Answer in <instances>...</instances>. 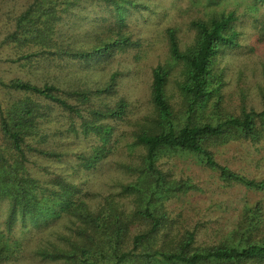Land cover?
Wrapping results in <instances>:
<instances>
[{"label":"trees","instance_id":"obj_1","mask_svg":"<svg viewBox=\"0 0 264 264\" xmlns=\"http://www.w3.org/2000/svg\"><path fill=\"white\" fill-rule=\"evenodd\" d=\"M94 5L108 16L90 19L88 9ZM131 6L137 1L31 0L13 18L0 48H9L13 56L6 61L31 71L33 78L39 70L50 74L71 63L101 64L96 68L105 70L115 56L145 45L146 39L127 27ZM262 7L264 0H252L243 16L231 10L194 18L189 22L192 40L184 45L177 27L164 30L170 61L153 68L150 107L127 145L139 160L122 165L130 180L96 206L78 184L39 161L71 155L80 167L92 170L121 147L124 135L116 137V132L131 104L124 97L110 101L118 74L89 87L0 76V202L8 205L5 228H0V264L23 255L24 240L14 237L16 225L40 229L56 220L62 227L34 249L37 257L55 264H264L262 200L246 203L220 241L199 244L198 227L178 228L168 209L197 185L164 168L167 159L191 157L227 185L264 193V179L243 176L216 156L219 146L234 141H264V109L248 110L242 104L235 110L226 91L228 70L221 66L242 47L243 17L251 16L264 31ZM88 20L95 25L86 27ZM177 63L183 66L180 117L167 95ZM71 135L92 143L82 151L67 149L64 142Z\"/></svg>","mask_w":264,"mask_h":264},{"label":"rangeland","instance_id":"obj_2","mask_svg":"<svg viewBox=\"0 0 264 264\" xmlns=\"http://www.w3.org/2000/svg\"><path fill=\"white\" fill-rule=\"evenodd\" d=\"M30 1L0 0V41L10 29L15 15ZM135 1L137 6H131L127 15V27L135 37L146 39L145 45L140 49L115 56L113 60L104 64L105 70L96 68L101 64H89L84 67L80 63L79 65L71 63L52 69L50 74H44L39 70L33 78L30 76L31 71L19 68L18 63L6 61L7 55L13 56L9 48H0V76L7 79L22 76L26 79L32 78L39 83L46 79L63 85L76 81L79 85L89 87L107 81L112 73L118 74L117 92L110 97V101L113 103L119 97H124L131 104L127 119L119 123L116 132V137L123 132L121 147L92 170L80 167L78 161L71 155L62 161L51 159L39 161L40 166L61 173L78 184L85 193V198L93 206L101 202L110 192L117 191L121 183L130 180V176L121 168L122 165L136 163L139 160L137 153L129 151L127 145L133 141L131 136L136 122L150 107L153 68L160 63L165 64L170 61L164 30L167 27H177L184 45L192 40L193 31L189 27L192 19L206 18L214 12L231 10L238 11L243 16V11L252 0H214L211 5L199 0ZM261 10L263 12L259 14L264 15V7ZM88 11L93 12V15L90 14V19L108 16L105 9L96 5L89 7ZM249 17H243L241 22L242 47L231 52L221 63V66L225 65L228 70L229 85L226 88L230 97L228 101L237 111L241 109L242 104H245L248 110L264 109V31L252 22L253 18ZM95 23L96 21L92 20L86 22V27L89 28L90 25L91 28ZM182 69L181 64L174 65L167 85V95L179 117L183 116L182 96L178 88V83L183 78ZM64 143L67 149L82 151L92 143V139L79 137L78 140L71 135ZM216 156L220 163L243 176L264 179V141L258 143L234 141L219 146ZM164 168L170 170L174 177L190 178L197 185V189L171 201L168 209L172 217H177L178 228L198 227L199 244H213L220 241L223 233L229 232L232 228L246 203L254 205L258 200H262L264 205V193L248 190L239 185H227L217 172L204 167L194 158L167 159ZM7 208L6 202H0L2 230L5 228ZM60 227H62L60 220L53 221L40 229L30 227L28 230L23 229L19 223L15 227L14 237L24 240L23 255L16 262L2 264H55L37 257L34 249L39 245L42 237H53L51 232Z\"/></svg>","mask_w":264,"mask_h":264}]
</instances>
